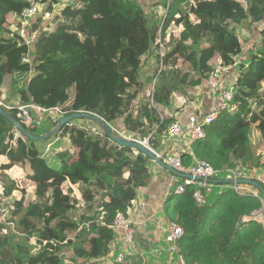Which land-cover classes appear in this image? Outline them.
Listing matches in <instances>:
<instances>
[{
	"label": "trees",
	"instance_id": "obj_1",
	"mask_svg": "<svg viewBox=\"0 0 264 264\" xmlns=\"http://www.w3.org/2000/svg\"><path fill=\"white\" fill-rule=\"evenodd\" d=\"M68 1L53 16L49 29L37 16L32 30L38 31V38L32 54L17 30L25 10L46 0H0V87L8 77L10 92L5 103L18 97L20 105L61 112L56 117L48 113L51 126L40 134L59 118L82 111L102 119L115 134L121 123L125 135H117L139 132L137 138H148L150 148L157 150L174 121L164 114L172 96L198 89L243 54V43L230 24L246 28L260 24L258 41L263 44L238 64L232 100L205 127V139L193 142L191 148L195 160L215 170H243L250 177L255 169L264 173V139L256 136L264 132V0H245L246 11L235 8L231 0H167L159 25H150L147 13L152 20L155 17L149 11L124 0ZM158 7V2L151 6L154 11ZM46 10L51 11L49 6ZM171 25L181 30L168 36L161 56L154 38ZM28 54L32 60L22 63ZM152 56L157 67L143 71V61ZM1 107L17 119V111ZM10 128L12 124L0 115V157L7 161L0 164V201L20 191L7 221L26 240L34 239L36 249L1 244L0 264H65L60 252L67 247L75 261L83 260L80 264H98L107 258L119 231L109 224L118 214L128 219L138 190L151 181L152 160L114 144L100 127V134H94L70 122L53 136L67 142L56 154L59 166L55 167L41 157L33 141L19 136L13 144ZM33 130L32 134L40 135ZM44 142L48 140L40 141ZM255 145L263 151L253 152ZM183 158L188 166L191 160L185 163ZM26 163L31 171L26 178L33 187L31 199L9 174L15 165ZM251 179L264 189L258 177ZM74 186L80 199L73 195ZM173 190L164 211L183 230L176 242L178 264H264V227L255 220L242 223L261 208L258 198L241 197L228 188L198 205L192 198L195 186L186 187L182 194ZM79 207L83 214L72 218L70 212Z\"/></svg>",
	"mask_w": 264,
	"mask_h": 264
},
{
	"label": "crops",
	"instance_id": "obj_2",
	"mask_svg": "<svg viewBox=\"0 0 264 264\" xmlns=\"http://www.w3.org/2000/svg\"><path fill=\"white\" fill-rule=\"evenodd\" d=\"M147 2L148 0H145V3ZM155 2L156 1H152L151 3H149L148 7L151 8V6L155 4ZM141 7L144 8L142 4ZM148 11L149 10H147V12ZM254 25H260V24H254ZM48 27L49 25L47 26V28ZM168 35L169 34H166V37L163 38L164 42H167ZM31 51L32 52L34 51L33 47ZM248 54L246 60L243 61L245 59V57H243L242 58L243 60L241 62L247 61ZM153 62H154L153 58L145 59V62L142 63L143 71L150 70L151 68H153ZM223 68L225 71L220 75H218L219 77L217 76L218 78L216 82L212 84L213 86L209 85L207 80V81H203L201 83V86L196 90L186 89L184 94L178 93L172 96L171 107L169 109H166L164 111V114L166 115V117L172 118L174 120L173 122L177 121L180 124H182L183 133L180 137H172L171 134L169 133V130L166 132L164 131V135L161 136L159 142L157 143L158 149L156 150V152L158 153L160 152L163 155H166V153L172 156L180 155L181 157L182 155H184L183 159H185V163H188L187 162L188 158L191 160V163H188L189 164L188 166L187 165L185 166L183 164L185 167L188 168L194 166L196 161H200V160H195L194 155L192 153L191 145L193 142L189 137V131H190L189 118L191 116H195L199 120H201L208 113L212 111L217 112L219 109H222L224 107L225 104H224V100L222 99V92L233 86V83L238 75V70L237 68H235V65L229 67H223ZM6 93H9V91H7ZM5 102L3 101L4 105L12 104V103L6 104ZM49 128L50 127L46 128V131ZM59 141H62V139L58 138L54 144V147H58L59 145L62 144L65 145V148L67 147L66 140L62 141L61 143ZM47 144L49 143L47 142ZM47 150L48 149H46V151ZM50 151L52 152V155L53 156L55 155L56 157V154L61 150L52 149ZM261 163H262V159H261ZM149 170L151 174V181L147 187L138 190L137 197L134 200L131 211L129 212L128 219L132 221V223L134 224V228L136 230L134 245H133L134 252L132 257L125 259V262L123 264H178L179 263L178 257L175 256L177 254V251L176 253L171 255L169 251V244L165 240L166 228L170 220L167 218V215L164 211V205L168 201L169 192H171V190L174 189V186L181 179V176L178 173L174 174L169 172L167 169L156 164L153 161H151V163L149 164ZM217 171L220 172V174L214 178L213 180L214 187L212 193L206 197V202L208 200L215 199L216 195L226 191L228 188L231 187L232 183L227 182L229 181L228 176H230L229 171H240L243 173L244 176L250 177L249 172L243 170L224 169ZM167 173H171L173 177L169 176L168 178ZM258 173L259 174L256 173L254 174L252 172V176L250 178L260 177V174L261 176H264V173H260V171ZM29 174H27V176ZM26 178H25L26 180L25 182L28 183L27 185L28 190L26 187L24 188H26V193L29 190H31L33 197V187L30 185L29 181H27ZM223 181L226 182L224 185H222ZM239 181H237V183L242 184L239 183ZM250 181H252V179H250ZM227 183L230 184V186ZM247 185L252 187V189H254L258 193V191L253 185L250 184ZM71 188L73 192L77 191L80 197V193L76 189V187L74 186ZM21 189L23 188L21 187L19 190ZM16 192L19 193L20 191H16ZM215 192H217V194L213 197L212 195ZM258 196L261 197L259 193ZM75 197L77 199H80L77 196ZM80 209L81 208L79 207L78 210L74 212V214L78 212H79V216L83 214V212H81ZM160 214L162 215V217L160 216ZM258 223H260L264 227V215L262 217V220L259 221ZM122 237H123V233L121 231H118V235L114 243L112 244L113 247L112 254H110L107 258L97 261L98 264H106L107 261L112 259L118 252H125L126 250H129V246H126V244L123 243ZM60 254L64 256L65 264H80L81 262H83L82 259H77L76 261L73 259V253L70 247L64 248L60 252ZM88 262L92 263V261H88Z\"/></svg>",
	"mask_w": 264,
	"mask_h": 264
},
{
	"label": "built area",
	"instance_id": "obj_3",
	"mask_svg": "<svg viewBox=\"0 0 264 264\" xmlns=\"http://www.w3.org/2000/svg\"><path fill=\"white\" fill-rule=\"evenodd\" d=\"M49 13L50 12H47V11L41 12L40 5L38 2L34 3L31 7L25 10L21 23H20V27L17 30V34L21 38L22 42L30 50H32V47L34 46V43L38 38V31L32 30L33 22L36 20L37 16H41L43 22H45L46 18L49 16ZM42 27H43V24H42ZM30 60H32V56L28 54L24 57V59L22 60V63H28ZM223 70L224 68L216 71L212 76H210L208 81L211 84L214 83L217 76ZM232 90L233 88L231 87L225 90L222 94V99L224 100V104H225L224 107H226L227 103H229L232 100V97H233ZM0 105L3 106L6 110L17 111L19 113L18 117L22 120L21 122H23L26 125L30 123L31 124L34 123V120L31 116L32 111L37 112L38 115L48 114V113L54 114V115L61 114V112L57 108L45 110V109H42L32 104H27V105L17 104L13 106V105H4L3 103H0ZM216 118H217V112H214V111L208 113L201 120H199L195 116H191L189 118V130H190L189 137L191 141L195 142V141L204 140L206 137L205 127L211 124ZM168 130L172 137H180L183 133L182 124H180L177 121L172 122ZM147 147L150 148L148 144H147ZM152 152H154L157 159L161 160L164 165L166 164L167 166L171 167V169L176 171L181 176V181L174 186V190H173L174 194H182L184 193L186 187L195 186L196 190L192 194L195 202L198 205H205L207 203L206 197L212 193V190L214 187L213 180L217 175L220 174V172L213 169L205 161H196L194 166L186 168L183 165L180 155H175V156L169 155L163 158L161 154H159L155 150H152ZM229 173H230V176L228 177V179L230 181H233L230 188L236 194H238L239 196L251 195L255 198H258L261 202V208L259 210L252 212L251 216L243 218L242 223H245L249 220H255L257 222L261 221L264 215V198L259 197L258 193L254 189H252V187L248 186L247 184L237 183V181L239 180H250L251 178L248 176H244L243 173L240 171H229ZM258 180H260L262 184L264 185V176L258 177ZM109 226L111 228L118 229L119 231L123 233L122 241L124 244H126V246H129V250H126L125 252H118L112 259L108 260L106 264H123L125 262V259L127 257H132L133 252H134L133 245H134V238L136 234L134 224L132 223L131 220L124 218V216L121 214H118L116 215L114 221L111 224H109ZM182 236H183L182 228L177 223L170 221L166 228L165 240L169 244V251L171 255L176 253L177 251L176 242L179 239H181Z\"/></svg>",
	"mask_w": 264,
	"mask_h": 264
},
{
	"label": "rangeland",
	"instance_id": "obj_4",
	"mask_svg": "<svg viewBox=\"0 0 264 264\" xmlns=\"http://www.w3.org/2000/svg\"><path fill=\"white\" fill-rule=\"evenodd\" d=\"M128 3H131V4H135V5H138L141 7V4L144 6V9L146 10H149V12L151 13L152 17H155L153 18V20L149 17V13H147L148 15V19H149V22H150V25L154 22L155 25H159V19L162 18L164 15H165V10L163 8V2L167 1V0H148L147 3H145V0H124ZM152 1H156L159 3L160 7H158L157 9H154L153 8H149L148 7V4L151 3ZM170 0H168L169 2ZM232 1V5L241 10V11H246L247 10V4H246V1L245 0H231ZM155 2V3H156ZM39 5H40V11L41 12H46V8L49 6L51 11L49 13V16L46 18V21L44 22V26L43 28H46L49 24H51V20L53 18L54 15H59L61 12H62V9L65 7V6H68L70 4V2L68 0H46V2L42 3V2H38ZM155 6V4L153 5ZM237 6V7H236ZM49 12V11H47ZM52 27V26H51ZM50 27H48L47 29H49ZM230 28L232 30H234L235 33L238 34L240 40L242 41L243 43V54L236 58L235 61H236V64H235V68L238 69V64L243 60L242 58L245 57V59L243 61L246 60V57H247V54L253 50V48L255 46H261V44H263L261 41L259 42L258 40H260V37H259V29L261 28V25H254V26H251L249 28H246L245 26H241V25H236V24H230ZM11 30H14L13 27H10ZM54 26L52 27V31L54 30ZM181 28L180 27H175L173 25H171L167 31H165V33L161 34V33H157L156 34V37L154 38V42L155 43H158L160 49L157 51L158 54H160L161 56L164 54V51L165 49L162 47L163 44H165L166 42H164L163 38L166 37V34H178L180 32ZM170 32V33H169ZM168 35V36H169ZM258 39V40H257ZM36 40V39H35ZM154 62H153V68H156L157 67V63L155 62V58L154 56H152ZM145 62V60L143 61V63ZM146 70V69H145ZM225 70H223L221 73H223ZM220 73V74H221ZM219 74V75H220ZM219 77V76H218ZM217 77V78H218ZM216 78V80H217ZM216 80L214 81V83L216 82ZM209 85L213 86L212 84L214 83H209V81H207ZM8 83H9V78L8 77H5L4 81H3V84L2 86L0 87V94H2V96L0 97V103H3V101L5 102V100H7L8 98H10V92L9 93H6L8 91L7 89V86H8ZM262 85H264V81L262 82ZM229 89V88H228ZM223 94V92H222ZM4 99V100H3ZM19 99L18 97H13L9 103H12V104H9V105H17L19 104ZM82 112V111H80ZM19 113H17V120L18 121H22L19 117ZM31 116L34 120V123L33 124H23L25 125V127L30 131L32 130L33 128H35V130H33L32 132L35 133V134H40L42 132H44L46 130V128H48L50 125V122L48 121L49 119L47 118H50V116H53V117H56L57 115L55 114H37V112H31ZM74 124H76L77 126H81V127H84L86 128L87 130H89L90 132H94V134H100V129L99 127H97V125H94V124H91L90 121L88 120H73L72 121ZM123 126L121 123H119L116 127V131L120 134H124L123 130H122ZM10 132L13 134V139H12V142L14 144V140L16 138H18L19 136H21L15 129L13 128H10ZM125 135V134H124ZM256 136L258 137H261L264 139V132L263 133H259L257 134ZM57 137L56 136L55 138H53V136L48 139V143L49 144H46V142L44 143H40V142H37V141H34V147L36 148V150L39 151L40 155L42 158H44L45 160H47L51 165H54L55 167H58L59 166V161L58 159L55 157V155L53 156L52 155V152L50 150L52 149H56V150H64L65 149V145H59L58 147H54V144L57 140ZM125 138L127 139H130L131 136L130 134H126ZM138 141H140V138H136ZM46 141V140H45ZM60 143L62 141H59ZM140 142H143V143H146V140L143 139L142 141ZM27 144H30L29 142H27ZM46 149H48L46 151ZM152 149V148H151ZM154 150V149H152ZM156 151V150H155ZM253 152H257L259 151L261 153V147L258 146V145H255L252 149ZM154 153V152H153ZM159 154H161L159 152ZM155 155V154H154ZM170 154L166 153V155H163L161 154V156L163 158L169 156ZM157 158V157H156ZM0 164H5L7 163L5 161V158H2L0 157ZM166 165V164H165ZM28 166L29 164L26 163L24 165H15L10 171H9V174L12 176V178L17 182V184L19 185V187L21 188H24L26 187L27 190H28V183L25 182V178L27 176V174L31 173V171L28 169ZM167 166V165H166ZM259 170H255L253 171V173L255 174H259L258 173ZM169 176H172L173 175L171 173H167V177L169 178ZM261 176V174H260ZM229 177V176H228ZM229 180V179H228ZM230 181V180H229ZM260 181V180H259ZM261 182V181H260ZM262 183V182H261ZM1 192V190H0ZM76 192V193H74ZM73 192V195L74 196H77L78 198L79 195L77 193V191H74ZM217 194V192H215L212 196L214 197L215 195ZM27 198H32V191L29 190L27 192ZM217 196V195H216ZM20 198V192H13L11 197L7 200H2L0 201V223H2V226H3V229L2 231L0 232V245L1 244H7L8 242H11V243H14V245H19V246H23V245H28L30 247H33L36 249L35 245H34V240L30 239V240H26L23 236H21L17 230L14 228L13 229V226L11 223H8L7 219L8 217L10 216V211L13 209V205H14V201H16L17 199ZM134 201L132 202V205H133ZM168 211L171 212V209H172V206H173V203H174V199L170 200L168 202ZM81 212H84V209L83 207H81L80 209ZM70 216L72 218H77L79 216V212L74 214L72 212H70ZM160 216L162 217V215L160 214ZM118 235V231H117V234ZM163 245V243H162ZM113 248V247H112ZM112 254V252H111Z\"/></svg>",
	"mask_w": 264,
	"mask_h": 264
},
{
	"label": "water",
	"instance_id": "obj_5",
	"mask_svg": "<svg viewBox=\"0 0 264 264\" xmlns=\"http://www.w3.org/2000/svg\"><path fill=\"white\" fill-rule=\"evenodd\" d=\"M197 74L199 75V71H197ZM0 115L3 118H5L7 121H9L12 124V128L15 129L22 137L29 139L33 142L34 141L40 142V141H44L46 139H49L50 137L55 135L61 129L62 126L68 125L70 122H72L75 119H86V120H89V121L97 124L105 132V134L109 137L110 141L113 142L114 144H116L120 147H127V148L134 149V150L140 152L141 154H143L144 156L148 157L149 159H151L156 164L164 167L169 172L177 174V172L174 171L173 169H171V167L164 165L161 160L157 159L156 156L154 155V153L152 152V150L149 147H147L148 138L145 139L146 143H143V142H140L136 139L137 135L140 134L139 132H137L136 134H130V136H131L130 139H127L123 136L117 135L118 133L115 134L114 130L111 129L107 123H105L102 119H100L99 117H97L91 113L73 112L67 116H63V117L59 118L56 125L54 127H52L48 132H46L44 134H40V135L32 134L24 126V124H22V122L18 121L16 118L12 117L8 112H6L1 107V105H0ZM230 182L232 183V181H230ZM239 183H246V184L253 185L264 196V189H262L257 182L250 181V180H241V181H239Z\"/></svg>",
	"mask_w": 264,
	"mask_h": 264
},
{
	"label": "clouds",
	"instance_id": "obj_6",
	"mask_svg": "<svg viewBox=\"0 0 264 264\" xmlns=\"http://www.w3.org/2000/svg\"><path fill=\"white\" fill-rule=\"evenodd\" d=\"M232 88H233V86H232ZM228 104V103H227ZM25 126V125H24Z\"/></svg>",
	"mask_w": 264,
	"mask_h": 264
}]
</instances>
